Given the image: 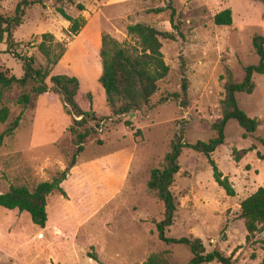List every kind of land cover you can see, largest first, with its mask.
I'll return each instance as SVG.
<instances>
[{
	"label": "rangeland",
	"instance_id": "374dc122",
	"mask_svg": "<svg viewBox=\"0 0 264 264\" xmlns=\"http://www.w3.org/2000/svg\"><path fill=\"white\" fill-rule=\"evenodd\" d=\"M20 1L0 0V13L13 15ZM31 1L36 3L26 8L23 23L14 32V51L34 56L38 67H46L35 45L43 33H53L67 47L54 72L79 77L107 118L85 141L63 183L65 194L51 195L45 228L26 213L0 207V264H99L90 254L107 264H136L155 253H164L173 264H188L193 257L190 247L164 244L156 232L162 207L148 188L151 171L162 164L181 129L188 143L216 137L212 125L222 117V77L231 70L242 82L245 68L261 60L253 38L264 37V0H76L85 5L83 11L70 0ZM169 2L183 21L184 34L176 41L163 40L169 75L160 81L148 106L114 115L99 84L102 37L109 33L121 42L131 41L127 31L131 22L173 32L167 13L149 10ZM60 6L79 19L78 32H71L72 23L57 12ZM225 9L232 11L233 22L219 26L214 17ZM5 70L17 76L24 73L6 42L0 43V71ZM184 76L189 79L187 105L181 99L162 102L182 92ZM254 80L255 91L237 97L241 108L261 125L245 137L240 123L230 120L226 142L212 156L229 175L236 195L229 196L215 181L205 154L184 147L179 158L182 172L172 187L177 211L166 231L168 237L200 238L206 252L220 250L232 257L233 264H264V229L247 240L240 217L242 200L264 186V74L255 73ZM30 90L31 86L0 88V109L10 110L6 122H0V135L21 116L13 135L0 143V193L14 185L34 189L52 180L68 167L76 151L73 117L61 95L49 92L20 104V96ZM253 144L257 150L234 160L235 149Z\"/></svg>",
	"mask_w": 264,
	"mask_h": 264
},
{
	"label": "trees",
	"instance_id": "16d2710c",
	"mask_svg": "<svg viewBox=\"0 0 264 264\" xmlns=\"http://www.w3.org/2000/svg\"><path fill=\"white\" fill-rule=\"evenodd\" d=\"M44 1L40 0V3L42 4ZM70 2L72 5L77 4L79 10H85L83 3H76V0H70ZM35 3L31 0H21L13 15L7 16L0 13V43L6 42L8 44L9 52H12L22 62L24 69L22 76L10 74L9 70L0 71V88L11 89L31 86V90L24 92L19 98V103L24 105H28L34 96L49 92L60 94L63 102L69 108V114L73 117L71 131L74 135L76 151L68 167L52 180L42 182L34 189L26 185H14L7 192L0 193V207L26 213L35 225L45 228L49 221L48 204L51 195L56 191L65 194L63 183L67 179L68 172L76 164L78 156L84 151L85 141L97 132L96 127L99 126V122L107 117L96 108L95 95L83 88L79 77L68 72H54L55 67L64 58L67 47L64 42L57 40L53 33H43L41 41L35 45L45 57L46 67H38L34 56L22 55L14 51L17 44L14 32L23 23L26 8ZM149 10L157 14L167 13L174 31H163L150 24L131 22L127 27L131 41L121 42L109 33H105L102 37L103 71L99 77V84L102 95L113 110L114 115H125L134 110H142L150 104L152 97L159 90L160 81L164 80L170 72V66L166 62L163 52V40L176 41L179 36H184L183 21L172 2L166 6ZM57 12L72 23L71 32H78L80 29L79 19L71 16L62 6L57 8ZM214 21L219 26L231 25L233 22L232 11L230 9L222 10L215 15ZM253 45L261 56V60L257 65H249L245 68L244 80L238 82L231 70H227V74L222 77L225 80L222 117L212 125V129L217 132L216 137L208 142L188 143L184 140V130L181 129L172 140L171 149L165 155L162 164L154 167L151 171L148 188L158 197L162 207L160 217L155 221L156 232L164 244H187L193 253L188 264L212 261L221 264H233L232 257L226 256L220 250L206 252L205 245L200 238L168 237L166 231L173 225L177 211V199L172 187L175 176L182 172L179 158L184 147H191L205 154L213 168L215 181L225 189L229 196L236 195L230 177L224 174L212 156L218 147L226 142L225 130L230 120L236 119L240 123L245 130V137L256 132L261 125V120L252 118L241 108L237 97L240 92L253 93L257 87L254 74H264V37L254 36ZM188 86L189 79L184 76L182 92L173 93L170 97L164 98L162 102L181 99L182 105H187ZM9 114L8 107L0 109V122H6ZM20 119L21 116L19 115L8 125L0 135V143L13 135L19 126ZM90 123H95V125H90ZM254 150H257L254 144L241 150L235 149L233 158L239 162L250 151ZM240 205V217L248 232L247 240H251L256 233L264 229V186L247 196ZM90 257L99 264H107L96 255L90 254ZM136 264L173 263L168 260L164 253H155L145 262Z\"/></svg>",
	"mask_w": 264,
	"mask_h": 264
},
{
	"label": "crops",
	"instance_id": "0c3cea01",
	"mask_svg": "<svg viewBox=\"0 0 264 264\" xmlns=\"http://www.w3.org/2000/svg\"><path fill=\"white\" fill-rule=\"evenodd\" d=\"M257 88V87H256ZM225 174V173H224ZM226 175V174H225ZM227 176H229V175H227ZM231 180V179H230Z\"/></svg>",
	"mask_w": 264,
	"mask_h": 264
}]
</instances>
